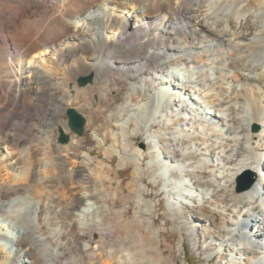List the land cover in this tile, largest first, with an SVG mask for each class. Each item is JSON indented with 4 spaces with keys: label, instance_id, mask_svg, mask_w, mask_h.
<instances>
[{
    "label": "bare ground",
    "instance_id": "1",
    "mask_svg": "<svg viewBox=\"0 0 264 264\" xmlns=\"http://www.w3.org/2000/svg\"><path fill=\"white\" fill-rule=\"evenodd\" d=\"M161 185L178 255L264 264V0H0V264H179Z\"/></svg>",
    "mask_w": 264,
    "mask_h": 264
},
{
    "label": "rangeland",
    "instance_id": "2",
    "mask_svg": "<svg viewBox=\"0 0 264 264\" xmlns=\"http://www.w3.org/2000/svg\"><path fill=\"white\" fill-rule=\"evenodd\" d=\"M64 117L69 122V117H68L67 113L64 115ZM253 127L254 126H252L251 130H253ZM37 131L38 130L35 129V132H37ZM55 131L59 136L58 141L60 143H62L60 141V138H61L60 130L56 129ZM165 131L166 130L163 128V126L160 125L158 128L157 134L160 138H164L168 143V136H167L168 133ZM85 132H86V129L84 130L83 133H85ZM67 137L69 140V135ZM68 140L65 143H67ZM146 142H147L146 138L144 136H140L139 143L143 149H145ZM65 143H62V144H65ZM94 158H96V155H94ZM97 161H98V159H97ZM118 164H119V159L116 158V161L114 162V164L112 166V170H113L112 172L114 173V177H118V179H117L118 182L116 184H119V182H122L124 184L123 187L125 188L127 186V184L129 183L131 169L130 168L121 169V168H119ZM117 173H119L118 176H117ZM245 176L251 177V179L254 180V176L252 173L244 172L237 179V187L238 188L240 187L239 180ZM150 193L152 194V196H153L152 200L154 201V203L156 204V207H157V215L158 216L156 217V219H157L158 225L161 228H163L164 225H166V227H167L165 231L162 230V235H163L162 241H163L164 250L168 251L167 255L173 259H176L179 264H218L217 259L209 261L208 257H206L204 255L205 252L209 249V242H208V239H206V238L203 239L200 237V242H202L200 247H198L196 249H192L191 245H190V243L186 237L185 247H184L185 251H186V257L182 258V256L177 254L176 248H177L179 239L181 237V234L177 230V226L175 225L174 221L169 217V214L167 213L168 212V206H167V202L165 199V192L163 191V185L158 187L156 190L152 189L150 191ZM159 205H161L160 208H159ZM203 212L206 215H211L213 213V210H212V208L207 206V208L204 209ZM215 231L216 230H213V232L210 233V235L211 236L216 235ZM217 236H219V234ZM167 244L169 245V247L165 246Z\"/></svg>",
    "mask_w": 264,
    "mask_h": 264
},
{
    "label": "water",
    "instance_id": "3",
    "mask_svg": "<svg viewBox=\"0 0 264 264\" xmlns=\"http://www.w3.org/2000/svg\"><path fill=\"white\" fill-rule=\"evenodd\" d=\"M91 82H92V77H89V78H81L79 80L80 86H85V85H87L88 83H91ZM67 115L69 117V125H70V127L77 134L82 135V133L84 132L85 121L83 120V118L81 117V115L78 114L76 111H73V110H70L67 113ZM257 130H258V126H254L253 127V131H257ZM67 140H68V137L61 132L60 141L62 143H65ZM239 184H240V187H239L240 190L249 189L252 186V184H253V180L251 179V177H246L245 176V177H242L239 180Z\"/></svg>",
    "mask_w": 264,
    "mask_h": 264
}]
</instances>
